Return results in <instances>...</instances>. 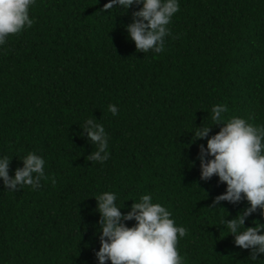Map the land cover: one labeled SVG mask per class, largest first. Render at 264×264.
Here are the masks:
<instances>
[{
    "label": "trees",
    "instance_id": "1",
    "mask_svg": "<svg viewBox=\"0 0 264 264\" xmlns=\"http://www.w3.org/2000/svg\"><path fill=\"white\" fill-rule=\"evenodd\" d=\"M106 3L36 0L33 26L0 46V155L12 158L14 177L21 157L36 152L48 177L17 191L0 178V264H99L94 196L104 191L124 213L144 194L168 208L188 230L178 244L186 264H252L251 250L219 225L250 203L210 208L227 186L215 174L201 179L199 155L222 126L213 105L264 125V0H180L158 54L137 51L125 28L142 5L104 13ZM89 118L109 136L103 163L88 159ZM202 125H213L209 137L193 142ZM254 221L264 223V210L245 226Z\"/></svg>",
    "mask_w": 264,
    "mask_h": 264
},
{
    "label": "clouds",
    "instance_id": "2",
    "mask_svg": "<svg viewBox=\"0 0 264 264\" xmlns=\"http://www.w3.org/2000/svg\"><path fill=\"white\" fill-rule=\"evenodd\" d=\"M35 4L36 0H0V46L7 43L10 35L33 26L35 21L30 10ZM134 4L142 7L133 12L132 23L125 26L128 37L134 40L137 51L164 52L165 38L171 34L168 25L180 10V0H108L103 12L115 9L116 5L126 13ZM108 110L118 115L116 104H109ZM227 112L226 104L213 105L211 119L213 125H222L219 132L208 138L213 125H202L194 131L193 142L208 138L206 148L200 145L201 179L209 180L215 174L220 182H226V191L216 196L210 208L216 209L215 205L221 201L237 203L247 199L250 203V207L233 219L222 218L219 225H225L229 234L234 235L236 246L251 250L250 261L255 264L258 256L264 254V223L254 221L255 226L246 227L245 219L258 209L264 210V125H254L241 116L227 118L224 115ZM82 127L96 146L88 159L107 161L109 136L103 124L89 118ZM21 158L24 166L10 177L12 158L0 155V178L8 191L25 186L35 190L42 178L48 179L43 156L29 152ZM94 197L101 215L98 228L101 247L96 252L99 264H107L109 260L111 264H186L178 244L188 230L176 224L168 208L154 203L151 194L140 196L139 201L133 200L126 213L121 211L124 206H118L116 193L104 191ZM133 219L137 223L129 227L125 221Z\"/></svg>",
    "mask_w": 264,
    "mask_h": 264
}]
</instances>
